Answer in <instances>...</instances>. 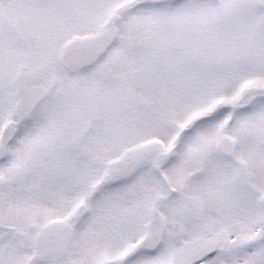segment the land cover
Instances as JSON below:
<instances>
[{
	"label": "snow or ice",
	"instance_id": "obj_1",
	"mask_svg": "<svg viewBox=\"0 0 264 264\" xmlns=\"http://www.w3.org/2000/svg\"><path fill=\"white\" fill-rule=\"evenodd\" d=\"M0 264H264V0H0Z\"/></svg>",
	"mask_w": 264,
	"mask_h": 264
}]
</instances>
